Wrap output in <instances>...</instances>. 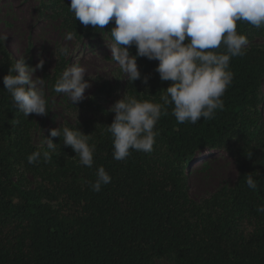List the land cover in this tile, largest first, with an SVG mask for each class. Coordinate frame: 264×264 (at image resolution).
I'll return each instance as SVG.
<instances>
[{"label": "trees", "instance_id": "16d2710c", "mask_svg": "<svg viewBox=\"0 0 264 264\" xmlns=\"http://www.w3.org/2000/svg\"><path fill=\"white\" fill-rule=\"evenodd\" d=\"M46 1V0H43ZM70 0H49L45 6L74 38L110 35L113 23L102 29L85 28L69 10ZM247 38L262 35L264 27L237 23ZM113 41V40H112ZM114 42V41H113ZM130 52L135 55L133 46ZM53 80L65 68L59 55ZM15 60L6 51L0 58V264H152L172 259L176 264H264V124L258 107L264 81V46L252 45L244 56L230 61L233 80L223 110L213 119L180 123L167 106L156 130L151 152L132 150L124 160L113 158V138L107 131L114 113L103 98L83 101L79 108L93 118L75 123L94 144L93 167L79 155L56 144L51 159L29 163L42 149L33 144L35 115L17 110L4 89L3 76ZM142 78L124 85V93L138 100L162 103L171 81H161L157 61L138 58ZM113 89L102 83L103 97ZM223 151L234 158L236 179L196 202L185 187L187 165L197 153ZM103 166L111 182L95 192L90 182ZM257 182L247 187L246 175ZM28 175L38 180L28 187Z\"/></svg>", "mask_w": 264, "mask_h": 264}, {"label": "clouds", "instance_id": "9594fccd", "mask_svg": "<svg viewBox=\"0 0 264 264\" xmlns=\"http://www.w3.org/2000/svg\"><path fill=\"white\" fill-rule=\"evenodd\" d=\"M69 10L85 28L104 30L114 24L110 31L114 41L109 49L111 59L129 82L141 80L148 84L149 78L141 76L138 58L157 61L155 71L160 80L171 81L164 89L162 103L124 95L108 109L114 113L107 131L113 138L115 160L126 159L132 150H153L158 135L156 125L161 115L167 114L169 105L180 123L213 119L216 110H223L222 97L233 80L230 61L244 56L249 43L247 36L238 32L237 23L264 27V0H70ZM74 36L68 31L65 40L72 41ZM133 46L135 55L130 52ZM56 54L67 56L69 48L60 46ZM44 64L42 56L34 67L21 57L3 76L4 89L17 110L27 117L48 112L45 92L37 87L42 80H33V74L42 70ZM85 77V68L73 64L62 72L54 91L66 94L73 105L80 104L87 98L86 90L92 87ZM61 135L64 146L79 155L80 163L93 167L96 147L89 142L90 135L68 126L49 129L48 150L31 153L28 162L35 163L41 157L50 160V152L55 151L57 144L51 138ZM95 176L90 182L95 192L112 179L103 166L97 168ZM246 184L250 189L257 188L251 173L246 175ZM257 211L264 212V204Z\"/></svg>", "mask_w": 264, "mask_h": 264}, {"label": "rangeland", "instance_id": "374dc122", "mask_svg": "<svg viewBox=\"0 0 264 264\" xmlns=\"http://www.w3.org/2000/svg\"><path fill=\"white\" fill-rule=\"evenodd\" d=\"M49 0H0V58L4 52L15 60L25 57L27 63L35 66L38 57L42 56L45 64L42 70L33 74V80L41 81L37 87H42L47 100L46 115H35V127L32 131L33 144L46 149V138L49 129L82 123L93 118L91 113L73 105L68 96L54 91L53 76L59 55L56 49L60 46L69 48V55L64 56V69L73 64L85 68V79H89L92 87L86 90V99L103 98L104 107L108 110L111 105L125 95L124 85L127 75L119 65L111 59L110 46L113 41L105 34L84 38L77 41L65 40L66 29L62 21L51 9L45 6ZM248 49L252 45L264 46L262 35L251 33L248 37ZM58 76L57 80L59 79ZM93 79V80H91ZM102 83H107L112 89L111 96H101L99 89ZM263 116L264 124V81L261 88V104L258 107ZM54 139V138H51ZM32 188L38 180L28 175ZM236 179V164L234 158L223 151H204L197 153L186 167L184 184L188 195L196 202L208 198L223 186L231 187ZM152 264H176L172 259H157Z\"/></svg>", "mask_w": 264, "mask_h": 264}]
</instances>
